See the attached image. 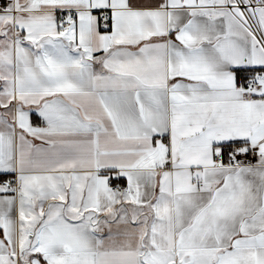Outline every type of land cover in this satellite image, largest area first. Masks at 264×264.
Here are the masks:
<instances>
[{
	"label": "snow or ice",
	"instance_id": "6c2138e0",
	"mask_svg": "<svg viewBox=\"0 0 264 264\" xmlns=\"http://www.w3.org/2000/svg\"><path fill=\"white\" fill-rule=\"evenodd\" d=\"M0 264H264V0H0Z\"/></svg>",
	"mask_w": 264,
	"mask_h": 264
}]
</instances>
